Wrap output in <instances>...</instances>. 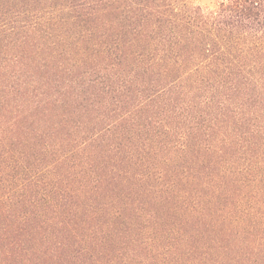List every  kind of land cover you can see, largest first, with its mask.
<instances>
[{
  "label": "trees",
  "instance_id": "1",
  "mask_svg": "<svg viewBox=\"0 0 264 264\" xmlns=\"http://www.w3.org/2000/svg\"><path fill=\"white\" fill-rule=\"evenodd\" d=\"M0 264H264V0H0Z\"/></svg>",
  "mask_w": 264,
  "mask_h": 264
},
{
  "label": "rangeland",
  "instance_id": "2",
  "mask_svg": "<svg viewBox=\"0 0 264 264\" xmlns=\"http://www.w3.org/2000/svg\"><path fill=\"white\" fill-rule=\"evenodd\" d=\"M204 7H213L215 6L217 0H197Z\"/></svg>",
  "mask_w": 264,
  "mask_h": 264
}]
</instances>
